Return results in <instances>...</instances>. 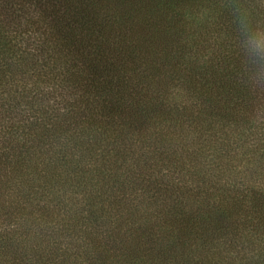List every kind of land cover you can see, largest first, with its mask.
<instances>
[{
    "label": "trees",
    "instance_id": "1",
    "mask_svg": "<svg viewBox=\"0 0 264 264\" xmlns=\"http://www.w3.org/2000/svg\"><path fill=\"white\" fill-rule=\"evenodd\" d=\"M264 0H0V264H264Z\"/></svg>",
    "mask_w": 264,
    "mask_h": 264
},
{
    "label": "clouds",
    "instance_id": "2",
    "mask_svg": "<svg viewBox=\"0 0 264 264\" xmlns=\"http://www.w3.org/2000/svg\"><path fill=\"white\" fill-rule=\"evenodd\" d=\"M234 13L237 14L244 54L253 66L259 65L264 61V26L252 24L246 12L234 9Z\"/></svg>",
    "mask_w": 264,
    "mask_h": 264
}]
</instances>
